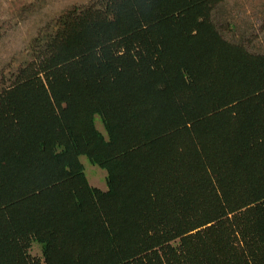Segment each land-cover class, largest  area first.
Masks as SVG:
<instances>
[{
  "label": "rangeland",
  "instance_id": "obj_1",
  "mask_svg": "<svg viewBox=\"0 0 264 264\" xmlns=\"http://www.w3.org/2000/svg\"><path fill=\"white\" fill-rule=\"evenodd\" d=\"M242 50L264 57V0H0V264H42L44 232L106 192L94 160L140 144L190 76ZM208 121L169 139L162 168L192 174Z\"/></svg>",
  "mask_w": 264,
  "mask_h": 264
},
{
  "label": "trees",
  "instance_id": "obj_2",
  "mask_svg": "<svg viewBox=\"0 0 264 264\" xmlns=\"http://www.w3.org/2000/svg\"><path fill=\"white\" fill-rule=\"evenodd\" d=\"M182 94L157 125L143 127L140 144L94 160L107 190L44 232L42 264H264V133L251 136L264 113V57L242 50L206 64ZM209 118L192 174L162 168L169 139Z\"/></svg>",
  "mask_w": 264,
  "mask_h": 264
}]
</instances>
